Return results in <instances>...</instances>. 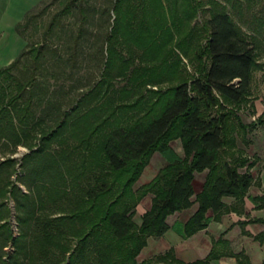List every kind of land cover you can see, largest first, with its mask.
I'll return each mask as SVG.
<instances>
[{
    "label": "trees",
    "instance_id": "1",
    "mask_svg": "<svg viewBox=\"0 0 264 264\" xmlns=\"http://www.w3.org/2000/svg\"><path fill=\"white\" fill-rule=\"evenodd\" d=\"M255 2L112 0L108 25L99 32V74L75 96L54 74L55 85L36 76V63L15 74L26 49L0 67V149H29L19 161L0 160V193L13 197L19 229L14 236L0 212V264H210L222 256L251 264L245 249L233 250L221 235L194 260L176 256L172 247L147 260L137 256L148 236L168 230L169 214L194 202L189 217L175 223L182 236L235 212L243 215L234 222L240 232L264 241V216H249L244 207L247 197L264 208V189L248 193L260 184L250 170L257 157L238 144L248 145V133L264 125V108L250 121L239 112L253 105V74L264 68L255 35L264 29V5L254 8ZM86 19L84 33H91ZM41 49L30 48L33 61ZM161 83L168 85L152 87ZM153 151L166 162L134 188ZM16 162V180L27 191L10 178ZM202 171L196 191L195 173ZM148 192L150 205L136 222L135 206ZM249 223L262 228L253 233ZM10 241L12 251L4 250Z\"/></svg>",
    "mask_w": 264,
    "mask_h": 264
},
{
    "label": "rangeland",
    "instance_id": "2",
    "mask_svg": "<svg viewBox=\"0 0 264 264\" xmlns=\"http://www.w3.org/2000/svg\"><path fill=\"white\" fill-rule=\"evenodd\" d=\"M111 2L112 0H0V67L7 64L9 59L16 57L21 50L26 49L28 51L22 55L20 62L12 69L15 74H21L24 66L31 70L32 65L36 63V76L39 78L42 75L46 76L49 82L54 85L58 80L64 86L68 96H75L91 84L99 74L101 53L98 52V48L101 35L109 22L107 11L110 10ZM262 5H264V0H256L253 7L259 8ZM229 10L234 20L239 22L246 31L252 33V29L239 19L231 7ZM84 15L87 18L86 26L89 29L92 27L91 33L87 31L84 33ZM249 19L251 18L247 16V20ZM80 28L81 31H79ZM78 33L79 37L76 39ZM255 35L258 43V59L264 62V29H260ZM40 45H42V51L36 61H33L34 51H30V48ZM182 61L189 69L191 68L186 57L182 56ZM53 74L57 80L54 79ZM167 85V83H161L152 87L165 88ZM251 94L255 96L254 105L247 104L239 111L245 121L252 120L260 113L261 105L263 106L264 68L254 71ZM253 108L254 113H252ZM248 137L250 138L248 145H243L240 140L238 144L251 158H259L251 171L256 180H260V184L256 181L248 190L249 194L254 195L264 189V125L259 124L248 133ZM171 145L178 153L182 154V147L178 139L171 141ZM3 149L4 152L0 149V160L11 156L19 161L22 155L29 151L28 147L24 145H18L13 152L7 148ZM165 162V157L159 151H153L133 187L137 188L148 182ZM15 168L16 171L11 174L10 178L22 191H27V187L16 180L17 174H20L19 162H16ZM3 173L5 174L6 171ZM203 176L204 171L195 173L194 187L196 191L201 187ZM151 196L150 192L146 193L135 206L133 218L136 222L140 221L141 213L149 207ZM1 199H4L5 203L0 206V212L8 219L15 236L19 229L16 223L14 199L9 191L6 194L0 193ZM246 201L245 214L264 216V208L256 209L249 199ZM194 208L195 205H192L190 208L170 214L167 217L168 224L183 221ZM237 218L234 214H225L221 221L223 223L220 225L211 221L207 232L201 231L184 240L177 237L176 230H174L176 233L171 230L160 237L150 238L149 236V243L142 247L137 258L138 260H147L153 257L157 251L162 252L172 246L176 256L187 260L202 253L195 248L196 246L204 244V249H206V246L210 245L211 239L216 237L224 226H229V231L224 236L229 239L230 247L233 250L245 249L251 264H260L264 260V241L259 243L251 236L242 234L238 225L230 226ZM246 227L255 233L262 228V225L251 223ZM12 248L11 241L4 246L6 251H12ZM211 264H235V261L233 257H221L219 260L212 261Z\"/></svg>",
    "mask_w": 264,
    "mask_h": 264
},
{
    "label": "crops",
    "instance_id": "3",
    "mask_svg": "<svg viewBox=\"0 0 264 264\" xmlns=\"http://www.w3.org/2000/svg\"><path fill=\"white\" fill-rule=\"evenodd\" d=\"M11 60H12V59H11ZM11 60L9 59V62H10ZM9 62H8V63H9ZM254 97H255V96H254L253 94H251V98H252V101H253V105H254V100H253ZM263 100H264V98H263ZM253 105H252V106H253ZM261 107H262V108H260L261 110H260V113H259V114H261L262 111H263V108H264V101H263V106L261 105ZM252 113H254V108H253V110H252ZM259 114H257L255 117H257ZM255 117H254V118H255ZM254 118H253V119H254ZM260 125H261V124H260ZM257 161H259V158L257 159ZM257 161H256V163H257ZM256 163H255V164H256ZM255 164H254V165H255ZM254 165H253L252 167H254ZM252 167L250 168V170L252 169ZM202 172H203V171H202ZM204 172H205V171H204ZM196 173H197V172H196ZM252 185H253V184H252ZM250 187H251V186H250ZM250 187H249V188H250ZM248 190H249V189H248ZM261 192H262V191H261ZM261 192H260V193H261ZM246 199H248V198L246 197ZM246 199H245L244 207L247 205V201H246ZM224 200H225L227 203H230V202L233 200V197H231V196H226V197H224ZM250 202H251V201H250ZM192 205H195V207H196L197 203L194 202ZM192 205H191V206H192ZM191 206H190V207H191ZM190 207H189V208H190ZM194 209H195V208H194ZM194 209H193V210H194ZM175 212H180V211H175ZM175 212H173V213H175ZM173 213H171V214H173ZM191 213H192V212H191ZM191 213H190V214H191ZM190 214H189V215H190ZM225 214H234V215L237 216L238 218L241 217V216L237 215L235 212H228V213H225ZM225 214H223V215L221 216V219H220V220H210V222L208 223V225H207L205 228L199 229V230L195 231L194 233H192V234L189 235V236H190V237H193V236H195L197 233H199V232H201V231H203V232H207V229L209 228V226H210L211 223H212L211 221H213V222H215V223H217V224L220 225L221 223H223V222H221V221H222L223 216H224ZM169 215H170V214H169ZM169 215H168V216H169ZM189 215H188L183 221H178V222H181V223L184 222V221L189 217ZM168 216H167V217H168ZM167 217H166V220H167ZM238 218H237V219H238ZM237 219H236V220H237ZM236 220H235V221H236ZM235 221H234V222H235ZM234 222H232V223L230 224V226H232V225H238L237 223H234ZM249 224H251V223H249ZM249 224H247L246 226H248ZM257 224H258V223H257ZM238 226H239V225H238ZM246 228H247V227H246ZM260 229H261V228H260ZM171 230H173V231L176 230L177 233H176V231H174V232L178 235L177 237H180V238L183 239V240L186 239L187 237H189V236H187V237L182 236V235L178 232V230L176 229L174 223L171 224L170 227L168 228V230H166V232L163 233L162 235H165L168 231H171ZM228 231H229V226H228V227H227V226H224L223 229L219 231V234H218L216 237H214V238L211 239V241H210V245H209V246H206V249H204V244H203V245L200 244L199 247H198V246L195 247L198 251H199V250L202 251L201 254H198V255H196V256H194V257L188 258L187 260H185V259H183V258H182V259L185 260V261H189V260H194V259H196V258H199V257H203V256H205V255L207 254V252L210 250V247H211V244H212V240L215 239V238H217V237H219L220 235L223 236V237H225L224 235H225ZM221 232H222V233H221ZM168 233H169V232H168ZM172 234H173V233H172ZM162 235H160V236H162ZM173 235H175V234H173ZM160 236H154V237H160ZM151 237H153V236L150 235V238H151ZM175 237H176V236H175ZM150 238H149V236H148L146 245L149 243V239H150ZM225 238H227V237H225ZM227 239H228V238H227ZM170 247H172V246H169L168 248H170ZM168 248H167V249H168ZM172 248L174 249V247H172ZM167 249H166V250H167ZM164 251H165V250H164ZM162 252H163V251H162ZM157 253H160V252L157 251V252L154 253V254H157ZM222 257H233V256H222ZM220 258H221V257H220ZM233 258H234V257H233ZM216 260H219V258L213 260V262L216 261ZM234 261H235V258H234ZM211 262H212V261H211ZM210 264H211V263H210ZM235 264H236V261H235Z\"/></svg>",
    "mask_w": 264,
    "mask_h": 264
}]
</instances>
